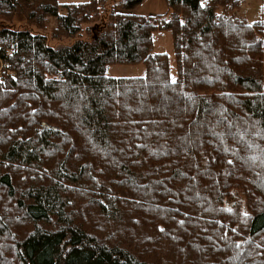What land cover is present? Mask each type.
Segmentation results:
<instances>
[{
  "label": "trees",
  "instance_id": "1",
  "mask_svg": "<svg viewBox=\"0 0 264 264\" xmlns=\"http://www.w3.org/2000/svg\"><path fill=\"white\" fill-rule=\"evenodd\" d=\"M141 1L0 0V264H264V0Z\"/></svg>",
  "mask_w": 264,
  "mask_h": 264
},
{
  "label": "rangeland",
  "instance_id": "2",
  "mask_svg": "<svg viewBox=\"0 0 264 264\" xmlns=\"http://www.w3.org/2000/svg\"><path fill=\"white\" fill-rule=\"evenodd\" d=\"M60 3H77L85 2L88 0H58ZM111 2L119 0H110ZM208 0H200L201 4L204 5ZM263 0H241L239 6L232 11L227 13H235L239 16H243L248 23H253L260 19L262 13ZM133 13L142 16H156L161 14L163 18H168L170 16V11L166 0H142L137 4L132 10ZM221 12V11H219ZM63 13V11H61ZM104 19V18H103ZM55 26V18L48 17L46 19V26L42 30H38L43 34L49 36L52 28ZM85 38V34L82 35ZM153 41V52H165L170 58V71L171 78L176 77V65L174 59L173 41L172 35L167 30H155L152 33ZM68 42L67 40L64 41ZM49 43L58 46L59 41L50 39ZM145 73V66L142 63L137 64H113L107 66L106 74L114 77H133L142 76Z\"/></svg>",
  "mask_w": 264,
  "mask_h": 264
},
{
  "label": "built area",
  "instance_id": "3",
  "mask_svg": "<svg viewBox=\"0 0 264 264\" xmlns=\"http://www.w3.org/2000/svg\"><path fill=\"white\" fill-rule=\"evenodd\" d=\"M4 67H5L6 69H8V68H9V67H8V65H5Z\"/></svg>",
  "mask_w": 264,
  "mask_h": 264
}]
</instances>
